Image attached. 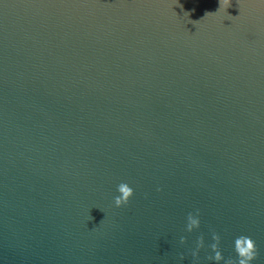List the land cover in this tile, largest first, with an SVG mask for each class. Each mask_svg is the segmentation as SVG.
<instances>
[{"label": "water", "instance_id": "1", "mask_svg": "<svg viewBox=\"0 0 264 264\" xmlns=\"http://www.w3.org/2000/svg\"><path fill=\"white\" fill-rule=\"evenodd\" d=\"M211 230L264 264V0H0V264H224Z\"/></svg>", "mask_w": 264, "mask_h": 264}, {"label": "clouds", "instance_id": "2", "mask_svg": "<svg viewBox=\"0 0 264 264\" xmlns=\"http://www.w3.org/2000/svg\"><path fill=\"white\" fill-rule=\"evenodd\" d=\"M223 4L225 8L230 6V0H220V6ZM208 14V13H206ZM117 191L120 195L114 197V204L119 207L123 204L128 203V199L133 195V189L125 182H121L117 185ZM186 231L191 232L195 228L200 227V219H199V209L196 210V215L189 212L186 217ZM211 238L212 243L208 246L211 249L212 254L208 255L206 259L212 260L215 262H219L221 260L224 261V264H250L251 261L257 258L258 249L255 241L246 235H239L234 239V252L236 253V257L233 258L231 256L225 258L222 255L220 249V241L221 237L219 233L215 230H211ZM185 237H180V242L183 244L185 242ZM204 247V236L203 234L199 235L196 240V247L191 251V256L193 258V264L198 259L199 250ZM180 259H184V254H180Z\"/></svg>", "mask_w": 264, "mask_h": 264}]
</instances>
